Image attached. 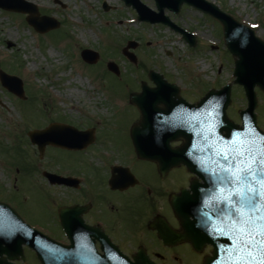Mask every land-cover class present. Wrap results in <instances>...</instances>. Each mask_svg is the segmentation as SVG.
Instances as JSON below:
<instances>
[{
	"label": "rangeland",
	"instance_id": "rangeland-1",
	"mask_svg": "<svg viewBox=\"0 0 264 264\" xmlns=\"http://www.w3.org/2000/svg\"><path fill=\"white\" fill-rule=\"evenodd\" d=\"M24 1L60 23L58 30L40 35L26 25V15L0 10V70L21 80L26 96L20 101L0 86V202L10 204L11 200L28 221L41 222L54 210L48 208L39 190L47 160L38 159L36 148L27 139L29 131H40L50 122L84 120L101 125L99 131L105 139L126 146V137L118 130L127 132L136 122L128 99L139 91L141 82L150 86L149 71L191 92L233 81V59L223 46L218 25L194 9L182 7L176 16L164 12L195 35L196 46L190 49L167 27L138 23L135 12L122 0ZM139 1L156 12L154 0ZM209 1L252 27L264 42V0ZM103 4L112 9L103 11ZM129 41L136 43L129 50L135 64L121 54ZM84 49L98 53L95 65L81 60ZM108 61L118 67L117 78L107 71ZM232 89L231 113L235 118L234 113L245 108L246 101L241 90L233 85ZM257 96L258 125L264 131V96L259 92ZM56 158L70 166L73 156L58 152ZM31 164L35 172L25 168ZM137 167L150 175L144 165Z\"/></svg>",
	"mask_w": 264,
	"mask_h": 264
},
{
	"label": "flooded vegetation",
	"instance_id": "flooded-vegetation-1",
	"mask_svg": "<svg viewBox=\"0 0 264 264\" xmlns=\"http://www.w3.org/2000/svg\"><path fill=\"white\" fill-rule=\"evenodd\" d=\"M178 90V95L172 96L173 104H178L179 98L196 107L208 91H218L220 87H203L199 92ZM128 106L137 117L134 124H140L139 111L130 103ZM232 114L230 107L226 115L237 123ZM58 123L88 132L92 139L81 150L45 149L41 161H47L38 189L49 203L48 208H54L53 214L37 223L28 221L14 208L27 224L52 239L56 247L44 244L35 251L24 246L23 260L19 258L13 264H202L210 247L196 254L189 240L178 238L182 230L175 205L183 204L186 212L201 209L210 220L232 221L226 214L213 213L216 205L212 198L221 186L220 177L211 171L215 167L213 160L218 158L213 140L207 143L197 135L184 140L165 121L140 126L139 136L147 142H141L142 146L150 147L152 156L167 157V164L160 166L137 157L129 134L134 124L127 132L119 128L127 140L123 146L105 139L99 131L101 125L84 120ZM154 139L164 141L158 143ZM165 142L168 149L160 150ZM176 151L183 158L176 160ZM58 152L73 156L70 166L59 162ZM137 165H144L150 175L136 170ZM44 173L58 179L49 181ZM206 201L210 202L209 207H205ZM187 216L193 219L192 214Z\"/></svg>",
	"mask_w": 264,
	"mask_h": 264
},
{
	"label": "water",
	"instance_id": "water-1",
	"mask_svg": "<svg viewBox=\"0 0 264 264\" xmlns=\"http://www.w3.org/2000/svg\"><path fill=\"white\" fill-rule=\"evenodd\" d=\"M127 5H132L133 8L138 13L139 21H146L150 23H163L170 26L168 20L163 18L162 10L167 8L171 11H178L179 7L185 3L190 5L207 15L211 16L213 19L217 20L222 28L224 34V42L228 50L231 52L235 60V70L233 76L235 77L236 84L242 85L246 91V96L249 101L248 110L242 115L244 118H249L252 120L253 134L255 139V144L261 146L264 142V136L255 129V117L252 115V111L256 106V97L253 91L254 87H258L261 92L264 93V43L254 36L252 31H250L245 26L237 23L230 16L220 12L216 7L211 4L206 3L204 0H155L157 8L159 10V15H154L145 7L139 4L138 0H123ZM0 9L9 12H15L20 14H27V23L39 34L46 33L50 30L57 29L59 24L51 18L40 17L37 8L29 3L22 0H0ZM108 9L105 8V11ZM186 37V35H185ZM134 45L128 44V48H133ZM126 50L124 52L126 53ZM132 61L131 55L126 54ZM82 59L88 64H95L98 60V55L91 51H83L81 53ZM108 69L114 74L118 75L117 69L114 65L109 64ZM0 82L2 86L9 92L15 94L16 96L24 99L22 83L14 78L5 75L0 72ZM144 95V96H143ZM142 96L132 95L130 101L134 104H138L142 97L143 102H147L149 98V93L145 91ZM229 86L223 90V102H228ZM212 96V95H210ZM140 99L138 100L137 98ZM213 97V96H212ZM151 98H149V101ZM153 100L152 102H155ZM224 109V107H223ZM134 130L131 131L132 139L134 138ZM30 140L33 144L38 146L39 152L42 154L43 149L46 145L59 146L66 149L79 148L80 144L85 140L82 136L73 132L72 130L59 126L51 125L48 129L43 132H35L29 135ZM135 143V140H134ZM14 221H17L16 216H11ZM187 222L180 219V224L183 226ZM194 224V223H191ZM18 229L11 231V229H1L0 230V264H7V258L9 259L11 254H19L20 247L23 242V228L22 225L17 221L15 224ZM196 226V224H194ZM197 227L191 229L190 240L196 250H200L204 240L216 246V241L214 238L204 237L198 233ZM21 229V230H20ZM199 247V248H198ZM3 255L6 258H3ZM254 255V256H253ZM239 261L243 262L247 260V255H242L239 253ZM241 257L244 259L242 260ZM255 257V260L252 259ZM236 258V257H235ZM219 261V253L214 252L212 258H207L204 264H216ZM226 261V260H225ZM251 261L254 264H264V251L254 252L251 256ZM231 264V262L229 261ZM236 264V263H235Z\"/></svg>",
	"mask_w": 264,
	"mask_h": 264
},
{
	"label": "snow or ice",
	"instance_id": "snow-or-ice-1",
	"mask_svg": "<svg viewBox=\"0 0 264 264\" xmlns=\"http://www.w3.org/2000/svg\"><path fill=\"white\" fill-rule=\"evenodd\" d=\"M217 156L211 170L221 182L212 198L216 211L231 218V230L239 236L237 251H264V145L249 141ZM209 204L206 201L205 207ZM248 254L252 256L250 251ZM244 264L249 262L245 260Z\"/></svg>",
	"mask_w": 264,
	"mask_h": 264
},
{
	"label": "bare ground",
	"instance_id": "bare-ground-1",
	"mask_svg": "<svg viewBox=\"0 0 264 264\" xmlns=\"http://www.w3.org/2000/svg\"><path fill=\"white\" fill-rule=\"evenodd\" d=\"M79 83H82L81 81H79ZM230 132H232V130H230Z\"/></svg>",
	"mask_w": 264,
	"mask_h": 264
}]
</instances>
